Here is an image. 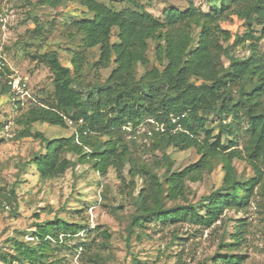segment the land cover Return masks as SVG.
Wrapping results in <instances>:
<instances>
[{
  "label": "trees",
  "instance_id": "1",
  "mask_svg": "<svg viewBox=\"0 0 264 264\" xmlns=\"http://www.w3.org/2000/svg\"><path fill=\"white\" fill-rule=\"evenodd\" d=\"M31 1L54 9L73 1L85 6L94 17L78 22L76 28L87 49L99 48L100 56L93 67L101 71L114 66L103 84L87 88L80 80L87 62L84 54L72 55V67L62 65L55 52L32 57L52 74L54 99L49 105L29 109L18 102V109L24 113L18 121L22 129L17 135L43 145L29 162L41 178L62 177L76 166L68 154H74L80 163L94 162L93 168L103 173L112 166L127 191H135L139 175L143 183L135 199L138 214L133 226L142 228L158 221L210 229L226 211L247 210L254 189L264 188V0H220V5H213L209 12L189 2L184 10L174 6L165 9L162 17H155L138 4L135 9L115 11L97 0ZM232 17L242 20L246 30L229 44L230 32L220 24ZM35 24L33 39L42 38V27L37 21ZM114 29L118 30V42H112ZM195 29L200 30L197 40ZM149 41L156 43L155 57L162 69L147 70L138 79V67L150 64ZM239 46H246L248 57L236 55ZM8 93L10 89L5 87L2 94ZM211 116L219 125L217 136L208 129ZM69 122L76 132L68 139L49 140L33 131L35 123L66 128ZM152 122L165 129L155 135V145L163 150H195L200 159L173 170L175 161L165 155L166 171L162 176L148 166L139 167L123 142L122 135L128 132L124 128L130 125L136 131ZM240 133L243 149L238 148L236 139ZM106 136L108 141L93 140ZM224 136L228 137V145L223 143ZM224 152L222 186L203 198L201 207H163L165 194L172 200L183 196L187 181H196L211 169L208 157L216 159ZM242 159L254 171L248 180L238 179L236 169L230 165ZM128 165L127 184L123 171ZM10 195L15 196V191ZM10 195L5 196L7 201ZM35 227L38 242L31 245L24 239H12L13 252L0 250V259L8 264H48L49 240L82 231L61 219L37 223ZM243 233L236 232L235 244L241 242ZM105 236L110 238L109 234ZM242 260L224 256L214 264H241Z\"/></svg>",
  "mask_w": 264,
  "mask_h": 264
},
{
  "label": "rangeland",
  "instance_id": "2",
  "mask_svg": "<svg viewBox=\"0 0 264 264\" xmlns=\"http://www.w3.org/2000/svg\"><path fill=\"white\" fill-rule=\"evenodd\" d=\"M97 1L115 11L135 9L138 4L155 17H162L165 9L171 6L184 10L189 2L203 12H209L213 5H220V0ZM93 17L94 14L77 1L54 9L38 6L31 0H0V250L12 253V239L35 244L38 242L34 236L37 223L61 219L81 227L82 231L71 237L62 235L59 240H49L48 264H133V261L140 264H214V260L224 256L243 257L241 264H264V188L257 186L254 189L245 212L226 211L222 220L210 229L198 228L192 223L158 221L142 228L133 226L138 214L135 199L143 183L139 175L135 178L133 192L127 191L112 166L103 173L93 168L94 162H78L74 154L67 157L76 161V166L59 178L43 179L36 166L29 164L42 151L43 145L38 140L18 138L22 129L18 121L24 113L18 109V102L29 109L49 105L54 99L52 74L32 57L36 53L55 52L62 65L72 67V55L84 54L87 62L80 80L87 88L103 84L114 69L112 66L98 71L93 67L100 56L99 48L87 49L83 36L77 31L78 22ZM36 21L42 27L43 36L33 39ZM220 25L230 32L229 44L246 30L244 22L237 17ZM199 32V29L194 31L196 40ZM117 33L114 29L112 42H118ZM155 47L156 43L149 41L150 64L138 67V79L147 70L162 69L156 61ZM235 53L239 57L249 56L246 46H239ZM224 62L228 64L226 59ZM15 76L24 81L26 92L21 97L14 96L8 85ZM5 87L10 93L3 95ZM208 129L213 131V136L219 134L218 122L212 116ZM33 131L43 133L49 140L68 139L75 134L76 127L70 123L66 128L35 123ZM158 133L163 131L147 124L140 131L131 130L122 135L139 167L148 166L162 176L166 171L165 155L175 161L173 170L183 169L200 159L195 150L180 152L175 148L163 150L158 147L154 144ZM109 139L106 136L93 140ZM236 139L238 148L243 149L241 133ZM223 143L228 145L227 136L223 137ZM226 153L216 159L208 157L211 169L196 181H187L180 198L172 200L165 194L163 207H201V200L222 186ZM230 165L236 169L238 179L248 180L254 176L245 159L233 160ZM129 170L128 165L123 171L127 184L130 182ZM12 190L15 196L10 195ZM9 195L7 201L5 196ZM241 230L243 238L235 244V234ZM105 233L110 235L109 239ZM0 264L8 263L0 259Z\"/></svg>",
  "mask_w": 264,
  "mask_h": 264
},
{
  "label": "built area",
  "instance_id": "3",
  "mask_svg": "<svg viewBox=\"0 0 264 264\" xmlns=\"http://www.w3.org/2000/svg\"><path fill=\"white\" fill-rule=\"evenodd\" d=\"M23 82H24L23 78L20 77V76H15L9 81L8 85L11 88V91L14 94V96L21 97V96H23L25 94L26 89H25V85H24ZM69 123L72 124V122H69ZM152 125H154L155 128H157L159 131H164L165 130L164 129V125H156L153 122H152ZM144 126H145V124L139 126L136 131H140ZM124 129H126L128 131L132 130L130 125H128ZM152 132H149L148 134H152Z\"/></svg>",
  "mask_w": 264,
  "mask_h": 264
}]
</instances>
